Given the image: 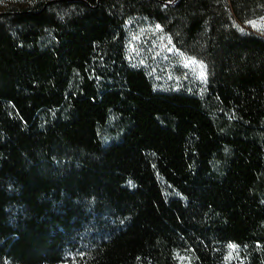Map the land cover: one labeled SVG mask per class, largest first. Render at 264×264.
Segmentation results:
<instances>
[{
  "label": "trees",
  "instance_id": "1",
  "mask_svg": "<svg viewBox=\"0 0 264 264\" xmlns=\"http://www.w3.org/2000/svg\"><path fill=\"white\" fill-rule=\"evenodd\" d=\"M264 0H0V264H264ZM146 17L208 67L155 88Z\"/></svg>",
  "mask_w": 264,
  "mask_h": 264
},
{
  "label": "rangeland",
  "instance_id": "2",
  "mask_svg": "<svg viewBox=\"0 0 264 264\" xmlns=\"http://www.w3.org/2000/svg\"><path fill=\"white\" fill-rule=\"evenodd\" d=\"M235 25L242 32L264 37V14L245 23L235 21ZM126 28L129 60L146 69L156 89L198 87L207 82L205 62L179 48L165 26L138 16Z\"/></svg>",
  "mask_w": 264,
  "mask_h": 264
}]
</instances>
